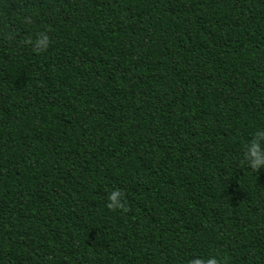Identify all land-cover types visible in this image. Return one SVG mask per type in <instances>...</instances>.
Segmentation results:
<instances>
[{
	"label": "trees",
	"instance_id": "trees-1",
	"mask_svg": "<svg viewBox=\"0 0 264 264\" xmlns=\"http://www.w3.org/2000/svg\"><path fill=\"white\" fill-rule=\"evenodd\" d=\"M257 129L264 0H0V264H264Z\"/></svg>",
	"mask_w": 264,
	"mask_h": 264
},
{
	"label": "clouds",
	"instance_id": "clouds-1",
	"mask_svg": "<svg viewBox=\"0 0 264 264\" xmlns=\"http://www.w3.org/2000/svg\"><path fill=\"white\" fill-rule=\"evenodd\" d=\"M24 43L30 45L33 53L40 54L49 46V36L46 32H36L34 36H28ZM241 160L249 169L256 171L264 168V129H257L251 134V138L241 144ZM105 206L109 210H123L124 193L119 188H113L107 193ZM188 264H221L216 255L205 257L195 256Z\"/></svg>",
	"mask_w": 264,
	"mask_h": 264
}]
</instances>
